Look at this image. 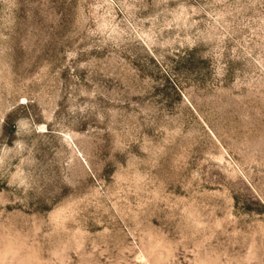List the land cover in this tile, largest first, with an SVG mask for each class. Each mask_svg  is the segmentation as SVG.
Instances as JSON below:
<instances>
[{
    "label": "rangeland",
    "instance_id": "1",
    "mask_svg": "<svg viewBox=\"0 0 264 264\" xmlns=\"http://www.w3.org/2000/svg\"><path fill=\"white\" fill-rule=\"evenodd\" d=\"M0 264H264V0H0Z\"/></svg>",
    "mask_w": 264,
    "mask_h": 264
}]
</instances>
